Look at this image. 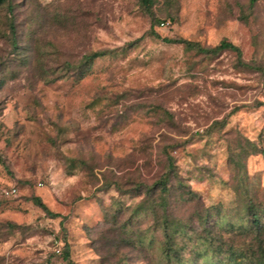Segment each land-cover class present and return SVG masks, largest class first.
Listing matches in <instances>:
<instances>
[{
    "label": "rangeland",
    "instance_id": "rangeland-1",
    "mask_svg": "<svg viewBox=\"0 0 264 264\" xmlns=\"http://www.w3.org/2000/svg\"><path fill=\"white\" fill-rule=\"evenodd\" d=\"M250 1L0 7V264H168L156 187L166 151L178 176L168 215L188 224L176 236L183 264L257 256L247 205L264 242V156L248 141L264 148V0ZM164 39L227 40L242 63Z\"/></svg>",
    "mask_w": 264,
    "mask_h": 264
},
{
    "label": "trees",
    "instance_id": "trees-1",
    "mask_svg": "<svg viewBox=\"0 0 264 264\" xmlns=\"http://www.w3.org/2000/svg\"><path fill=\"white\" fill-rule=\"evenodd\" d=\"M7 1L9 0H0V7L3 6ZM257 0H251V5H254ZM139 4L142 6V8L147 11L151 12V8L154 5V0H138ZM12 14V11H11ZM13 17V16H12ZM152 27H154V24H152ZM12 33L15 32V28L13 25H11ZM166 43H174V44H181L184 45L186 49L188 50H194L201 54H207V55H218L221 52L224 51H231L234 52L237 56L238 62H241L242 59V52L241 50L232 44L231 42L227 40L221 41L218 45L214 47H203L199 43H194L187 40H169L164 39ZM105 55L104 52H96L93 54H90L84 58V64L87 69L90 68V66L94 63L95 60L103 57ZM225 126L226 121H223L221 123H215L213 127L215 126ZM249 146L251 147V155L253 154H261L264 156V148L259 149V147L256 144H253L252 142L248 141ZM166 151V150H165ZM166 158H167V172L164 174V176L161 178V180L156 184V187L160 190V203L161 206L164 208V222H162V233L164 237V246H163V254L165 256V259L168 264H172L173 260H176L178 263L185 262L184 260L179 258L178 250L176 249V236L178 234H183L186 232L188 224L184 223L183 221L176 219V218H170L167 211V196L170 193V183L177 179V175L175 173V162L172 156L166 151ZM177 182H181L180 179H178ZM34 203L42 208L47 214L54 216V214H51V212L48 210L45 204L42 203V200L40 198H35ZM248 212L250 216L252 217V223L254 226V232L256 233V240L258 241V248L259 252L257 256H248L250 259L246 264H264V242L262 239V226H261V220L259 218V212L257 210L256 203L254 201V198L248 199ZM147 210L146 206L144 204H140L136 212L137 214L145 212ZM204 224L207 225V222L205 221ZM69 253L65 252V258H69Z\"/></svg>",
    "mask_w": 264,
    "mask_h": 264
},
{
    "label": "built area",
    "instance_id": "built-area-1",
    "mask_svg": "<svg viewBox=\"0 0 264 264\" xmlns=\"http://www.w3.org/2000/svg\"><path fill=\"white\" fill-rule=\"evenodd\" d=\"M168 23H162L161 27H167ZM18 194V189L16 187H12L8 190L4 191V196L7 198L14 197Z\"/></svg>",
    "mask_w": 264,
    "mask_h": 264
}]
</instances>
